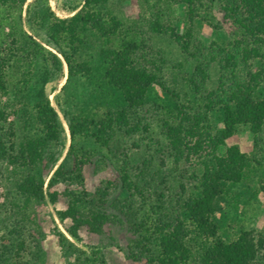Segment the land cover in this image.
<instances>
[{"label": "rangeland", "instance_id": "1", "mask_svg": "<svg viewBox=\"0 0 264 264\" xmlns=\"http://www.w3.org/2000/svg\"><path fill=\"white\" fill-rule=\"evenodd\" d=\"M16 1L12 8L11 0H0V68L5 86L0 102L7 114L0 136L10 157L23 141L41 137L34 123V105L43 89L63 129L58 141L49 144L44 153L39 173L46 185L57 168L66 173L72 169L67 155V121L71 116L98 118L104 112L126 109L120 94L105 83V66L99 55L118 44L86 30L79 38L81 44H75L74 63L86 65L91 72L70 77L63 63L61 69L53 68L50 56L40 54L39 49L62 62L49 46L47 17L51 13L58 19L70 18L79 0ZM102 12L120 22L121 38L136 44L137 57L141 56L138 66L155 80L144 106L128 113L131 127H137L138 132L130 136L115 132L105 149L90 139L78 142V148L90 153V164L83 170L80 185L61 181L54 188L58 193L55 205L49 201L26 204L16 185L32 172L0 162V264H75L74 256L60 250L57 233L78 252L87 256L96 252L97 264H156L155 241L145 230L161 223L174 225L178 218L185 222V230L191 231L184 208L196 200L190 177H200L202 170L197 159L186 162L174 158L163 136L164 126L179 125L183 115L202 117L209 94L215 99L224 97L228 91H222L232 88L231 78L245 84L250 74L264 66L263 59L244 61L237 57L233 73L226 67V55H234L235 50L222 0H108ZM159 14L160 25L186 36V50L167 33L152 30V19ZM62 49L69 52L70 47L63 44ZM251 97L264 102V80ZM202 126L220 137L223 114L219 107L202 120ZM231 146L247 157L250 174L246 181L225 188L216 200L213 221L224 241L242 231L264 235V124L256 135L247 126L238 127L217 155H224ZM121 169L140 196L124 187ZM70 193L86 198L82 219L74 224L76 239L66 232L70 224H61L55 214L65 210ZM91 214L100 222H93ZM142 236L150 239L139 247ZM187 236L185 247L196 256L198 242L194 235ZM259 264H264V255Z\"/></svg>", "mask_w": 264, "mask_h": 264}, {"label": "trees", "instance_id": "2", "mask_svg": "<svg viewBox=\"0 0 264 264\" xmlns=\"http://www.w3.org/2000/svg\"><path fill=\"white\" fill-rule=\"evenodd\" d=\"M222 1L224 17L230 23L234 36L232 45L235 56L227 54L225 57L226 67L233 73L237 57L244 61L264 60V0ZM16 2L11 0L9 5L15 8ZM79 2L78 8L72 10L73 15L70 18L58 19L51 13L47 17L48 43L62 62L58 57L46 53L41 48L40 54L50 56L51 66L55 69H61L63 63L70 77L87 76L91 72L89 67L74 63V48L81 44L79 39L81 35L88 30L101 39L117 43V47L105 48L99 55L105 66L103 79L107 86L120 94L126 109L104 112L98 118L71 116L67 121L69 137L67 155L72 160V169L66 173L63 168H57L45 185L39 173L43 166L44 153L49 144L58 141L63 129L43 89L38 91L34 105V123L41 137L23 141L10 157L9 150L6 149L0 136V162H7L11 167L18 166L32 172L21 177L16 185L17 192L26 204L31 201H49L51 205H55L58 201V193L54 188L61 181L76 185L82 183V173L90 164L91 155L78 148V142L81 140L90 139L96 146L105 149L108 148L115 132L126 136L137 133L138 128L130 125L128 113L144 106L149 86L155 82L145 68L138 66L136 61L141 56L137 57L139 50L136 44L121 38L120 22L102 12L108 0H79ZM190 4L187 1V8H190ZM161 18L160 14L153 17L152 30L167 33L186 50V36H178L170 26L160 25ZM63 44L70 47L69 52L62 49ZM1 74L2 68H0V94L5 92ZM263 80L264 66L257 73L250 74L245 84L231 78L232 88L222 91L223 93L228 91L224 97L215 99L213 94L206 97L202 117L189 119L183 115L179 125L164 126L163 136L168 151L174 158L184 159L186 162L191 161L192 158L197 159L202 170L200 177L195 175L190 177L196 192V200L192 206L184 208L191 231H186L185 222L178 218L175 219L174 225L161 223L145 230L148 232L145 235L151 234L155 241L158 253L154 260L156 264H259V257L264 255V235L242 231L230 241H224L220 237L213 216L216 200L222 196L225 188L246 181L250 174V163L237 147H229L222 156H218L217 151L225 146V142L232 138L238 127H249L253 135L259 133L264 124V102L254 101L251 94ZM215 107H219L223 114V131L219 138L212 136L208 127L202 126V120ZM6 120L7 114L0 102V132ZM120 173L121 181L127 191L140 196L124 169H121ZM182 190L184 192V189ZM67 197L65 210L55 214L61 224H70L66 232L70 238L76 239L74 224L82 219V205L86 198L73 193ZM90 218L95 223L100 222L97 215L91 214ZM188 234L194 235V239L198 242L196 256L185 247L184 241ZM149 239L148 236H142L138 246H141L142 241L148 242ZM56 240L64 254L75 257V264H97L96 252L90 253L89 256L78 252L61 233H57Z\"/></svg>", "mask_w": 264, "mask_h": 264}]
</instances>
